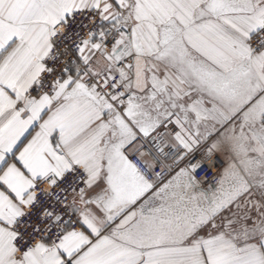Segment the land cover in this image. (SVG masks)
Here are the masks:
<instances>
[{"label": "snow or ice", "instance_id": "6c2138e0", "mask_svg": "<svg viewBox=\"0 0 264 264\" xmlns=\"http://www.w3.org/2000/svg\"><path fill=\"white\" fill-rule=\"evenodd\" d=\"M0 264H264V0H0Z\"/></svg>", "mask_w": 264, "mask_h": 264}, {"label": "built area", "instance_id": "2783aa9c", "mask_svg": "<svg viewBox=\"0 0 264 264\" xmlns=\"http://www.w3.org/2000/svg\"><path fill=\"white\" fill-rule=\"evenodd\" d=\"M201 175H204L203 173H201Z\"/></svg>", "mask_w": 264, "mask_h": 264}]
</instances>
